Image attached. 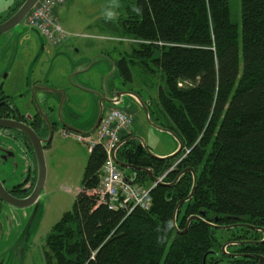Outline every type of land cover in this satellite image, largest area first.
<instances>
[{"label": "trees", "instance_id": "trees-1", "mask_svg": "<svg viewBox=\"0 0 264 264\" xmlns=\"http://www.w3.org/2000/svg\"><path fill=\"white\" fill-rule=\"evenodd\" d=\"M25 2L16 0L4 21ZM241 3V29L231 0H136L126 17L105 22L132 43L114 64L124 87L137 85L128 92L182 150L158 159L133 135L122 137L117 162L132 169L136 185L147 188L166 175L151 191V208L128 214L89 195L106 161L97 145L72 211L45 240L46 264L264 259V0Z\"/></svg>", "mask_w": 264, "mask_h": 264}, {"label": "rangeland", "instance_id": "rangeland-1", "mask_svg": "<svg viewBox=\"0 0 264 264\" xmlns=\"http://www.w3.org/2000/svg\"><path fill=\"white\" fill-rule=\"evenodd\" d=\"M134 1L136 0H73L67 5L58 7L56 14L64 30L65 39H68L67 44L61 47H52L25 21H22L15 29L0 37V87L12 96V101L21 112L27 114L32 107L30 98L32 89L25 91V83L34 64H36L35 70H38L39 63L44 62L47 58V68H49V65H52L51 61L55 60V75L51 79L61 76L59 79L62 81L61 85L63 80L64 85H67L71 78V84L75 86V88H69L71 94L82 85L88 87L86 81L90 78L97 84L102 83L101 76L103 74V82L108 81L109 84L113 83L116 87L112 91L113 96H123L116 106L133 116L134 124L131 132L137 136L140 144L143 147H148L155 158L169 159L179 153L181 149L179 141L171 133L156 128L157 125L151 114H147L134 97L127 96L126 93L137 85L133 86L128 83L126 87H123L124 80L119 77V72L116 73L112 64V61L121 60L122 53L130 51L132 43L126 38L114 36L109 30L110 26L105 22H115L121 16L126 17L127 9L132 6ZM11 4L12 0H0V9L6 10ZM231 17L232 21L241 29V0H231ZM7 44L10 45L9 48ZM42 45H45V51L40 50L39 46ZM6 53L11 56L10 61L8 57L4 58ZM103 54H105V58L100 57ZM36 55L40 57L36 58ZM87 57H90V61L85 60L84 62L88 64L86 77L80 76L77 74L78 62ZM8 61L9 67H6ZM27 68L30 70L29 74H27ZM43 78L44 76L41 77V80ZM95 87L99 88V85ZM142 88L145 89L143 86ZM135 92L144 93L139 88ZM75 94L77 95L79 92H75ZM37 95L38 100L36 99L34 107L42 115L47 114V119L54 120L53 123L57 124L55 130L51 131L50 143L44 149L45 185L35 206L24 210L7 207L3 212H0V264H46L43 254L45 240L62 217L72 211L76 197L82 191V180L90 151L89 145L78 141L77 138L89 137L92 142L96 140L95 135L90 134V129L96 126L98 116L94 115L91 118V115L95 112L100 114L101 99H98L99 103L95 105L94 111L91 102L88 104L84 98L79 97L76 100L77 104L74 106L73 114H81L80 120L76 121L69 113H64V116H69L65 118V123L60 119L61 117L53 114L51 109L47 108L46 110L42 101V98L47 99L46 95L42 96L39 91ZM52 96L54 95L52 94ZM152 97L156 98V94H152ZM145 100L149 102V99ZM80 103L89 105V108L93 109V113L88 112L86 116L84 112L76 110L75 107ZM109 105L105 104L104 107ZM83 122L87 126L83 125ZM6 150L13 154V158L9 160L4 170L8 168L7 183L14 186L27 178L29 160L24 155L23 149L15 147L11 143L6 147ZM127 173L129 170L125 171V174Z\"/></svg>", "mask_w": 264, "mask_h": 264}, {"label": "flooded vegetation", "instance_id": "flooded-vegetation-1", "mask_svg": "<svg viewBox=\"0 0 264 264\" xmlns=\"http://www.w3.org/2000/svg\"><path fill=\"white\" fill-rule=\"evenodd\" d=\"M10 7H9V9H10ZM9 9L5 13L0 15V20H3V22L0 23V26L7 23L8 21H10L18 13L17 12L10 19L4 21L3 18L5 17L7 12L9 11ZM9 32H7V33H9ZM1 36H3V35H1ZM27 41H30V40H27ZM67 41H68V39H66L62 43H64V45H66ZM9 46L7 44L8 48H9ZM10 48H13V47H10ZM39 48H40V50H44V51L46 49L45 45H42L41 47L39 46ZM5 50H6V48H5ZM10 54H12V53L10 52ZM5 57H8V59L10 61L11 56H9L8 53H6V55H4V58ZM35 57L37 58L40 56L36 55ZM35 57L33 58V60L35 59ZM16 60L14 61V63L16 62ZM38 60H39V58H38ZM9 61H8V64L6 67H9ZM115 62L116 61H112V64L116 70V67L114 65ZM14 63L12 62V64H14ZM32 67H33V70H31V72H30L29 68H27V74H29V72H30V75L26 77V83H25V85H26L25 91H31V89H32V91H31L32 96L30 97L31 98V105H32L31 110L27 114H25L24 112H21V110L12 101V96L10 94H7L3 90V88L0 87V122H11V123H15L16 125H20V126L27 128L28 130L32 131L37 136L42 147L45 149V148H47V145H48L47 140L49 139L50 134H52L51 131L53 129L55 130V127H57V124H55V123H53V121H50L49 119H47V114L42 115L38 111V109H36V107H34V106H35L36 99L38 100V95H37L38 91L42 94V96H44L43 94H45L47 97V58L45 59L44 62L39 63L38 70H35L36 64H34ZM116 73H117V71H116ZM42 76H44L43 80H41ZM39 84H44V85H39ZM100 86H102V85H100ZM100 86L97 89L102 90L103 88L102 87L100 88ZM33 87H35V88H33ZM115 89H116V87H114V90ZM117 92H118V89H117ZM50 98L51 97H47V99L42 98V101L44 102V104L46 106V110L48 108L54 112V110H55V108L53 107L54 104L50 100ZM121 98H122L121 96H117L111 100V99L106 98V96L105 97H103V96L98 97V99H101L100 102L103 101L106 103L107 102L113 103L115 105H116V103L121 101ZM109 107L110 106L106 107V109ZM46 113H47V111H46ZM94 115H96V114H92L91 118H93ZM97 116H99V114H97ZM71 117H72V119H75L76 121L80 120V115H76V114L72 113ZM85 124L86 123L84 122L83 125H85ZM0 133H1L0 137H2V140H3V141L0 140V181L3 185V187L5 188V190H7V192H9V194L13 198H15L17 200H27L32 195V193L35 189V185L37 182V173H38L37 172L38 171L37 163H36V154H35V150H34L33 145H32V141L30 140V138L25 133L21 132L19 129H8V128L0 127ZM5 143H7V144H5ZM10 143L15 145V147L17 146V147H20V149H23L24 155H26L28 157V160H29V169H28V173H27V175H28L27 178L24 181H22L21 183H18L17 185H14V186H11L7 183L6 177L8 176V168L6 170H4L5 169L4 167L7 166V164L9 163V160L11 158H13V154H10L6 150V147ZM2 149L4 150L3 152H2ZM4 155H6V156H4ZM35 205L36 204H33L30 207H33ZM7 207H12V206L6 204L5 202H3L0 199V212H3V210ZM30 207H27L24 209H29ZM12 208H15V207H12ZM15 209L24 210V209H19V208H15ZM0 215H1V213H0Z\"/></svg>", "mask_w": 264, "mask_h": 264}, {"label": "built area", "instance_id": "built-area-1", "mask_svg": "<svg viewBox=\"0 0 264 264\" xmlns=\"http://www.w3.org/2000/svg\"><path fill=\"white\" fill-rule=\"evenodd\" d=\"M70 1L41 0L26 19V24L36 29L52 46H57L65 39V33L57 20L55 11L58 6L65 5ZM132 123V117L122 110L111 109L106 112L97 132V140L93 144V146H103L106 161L100 185L89 193V195L97 197L100 204H105L113 210L125 211L128 214L136 209L148 211L152 203L151 190L128 185L114 160L120 136L130 130ZM78 140L86 141L81 137ZM165 177L166 175L159 180V183Z\"/></svg>", "mask_w": 264, "mask_h": 264}, {"label": "crops", "instance_id": "crops-1", "mask_svg": "<svg viewBox=\"0 0 264 264\" xmlns=\"http://www.w3.org/2000/svg\"><path fill=\"white\" fill-rule=\"evenodd\" d=\"M15 1L16 0H12V4ZM9 7L6 10L0 9V15L5 13L9 9ZM100 57L101 58H105V54L101 55ZM85 60H89L90 61V57H87V58L81 60L80 62H78L79 65H78L77 74H79L80 76H85L86 77L85 73L88 70L87 69L88 68V64L84 63ZM51 63H52V65H49V68H47V97H51L50 100L54 104L53 107L55 108V110H54L53 114L58 115L59 117H61V119L65 123H66L65 118H67L69 116H67V115L64 116L63 114L64 113H69L70 116L72 115V113L74 112V106L77 104L76 100L79 99V97L80 98H84L85 102H87L88 104L91 102L93 104V106H94V111H95V105H97L99 103L98 97H102V96L105 97L106 96V98H108V99H111V100L114 99L112 91L114 90L115 86H114L113 83L109 84L108 81H106V83H104L103 82L104 81L103 80L104 79L103 74L101 76L102 83L97 84L93 79L90 78V79H88V81H86L88 87L82 85V86H80L81 88L79 87L75 91L76 93L79 92V94L76 95L75 92L73 94H71L70 89L71 88H75L74 84H71L72 79L71 78L69 79L70 83H68L67 85H64V80H63V84L61 85L62 81H59V79H61V76L60 77H54V79H51L53 77V75H55L54 68L56 66L54 67V63H56V61L55 60L51 61ZM71 68H72V66H71ZM71 71H72V69H71ZM60 74H61V72H60ZM63 75L66 77L65 74H63ZM52 80H54V81H52ZM107 84H108V86H107ZM116 84H118V83L116 82ZM39 85H44V84H39ZM89 85H93V87H91V86L89 87ZM98 85L99 86L102 85V86H100V88L102 87L103 89L102 90L101 89H97V87H95V86H98ZM52 94L54 96H52ZM127 96H129V95H127ZM130 96L132 98L134 97L132 95H130ZM121 97H123V96H121ZM135 99L137 100V98H135ZM82 103H80V105L78 104L75 107L76 110H78L79 112H84V114L86 116L88 115V112H90L92 114L93 113V109H90L89 105H87V104L86 105H84V104L81 105ZM100 103H101V105L110 104L108 102L106 103V102H103V101L100 102ZM65 107H66V109H64ZM58 109H59V113H58ZM95 114H96L95 116H97V112H95ZM79 115H81V114H79ZM86 126H87V124H86Z\"/></svg>", "mask_w": 264, "mask_h": 264}, {"label": "water", "instance_id": "water-1", "mask_svg": "<svg viewBox=\"0 0 264 264\" xmlns=\"http://www.w3.org/2000/svg\"><path fill=\"white\" fill-rule=\"evenodd\" d=\"M39 1L40 0H27L25 2V4L22 6V8L18 11V13L10 21H8L7 23L0 26V36L6 34L7 32L13 30L15 27L20 25L22 23V21L25 19V17L36 7V5L39 3ZM139 103L141 106H143L145 112L147 114H149L150 112H149L147 106L144 105L143 102H141V101ZM102 116H103V111L101 110L100 115H99L98 120H97V123H96V126L90 132L91 135L99 127L100 122L102 120ZM0 127L8 128V129H19L21 132L25 133L30 138V140L32 141L33 148L35 150L36 160H37V165H38V180H37V183H36V186H35V189H34L32 195L27 200H17L15 198H13L9 194V192H7V190H5V188L3 187V185L0 181V199L12 207L24 209V208L30 207L33 204H36L38 202L40 195L43 191L44 185H45L46 167H45V158H44V148L42 147L37 136L32 131L28 130L27 128H25L23 126L16 125L15 123H11V122H0ZM156 128L163 130V131H167V130L162 129L159 126H156ZM51 138H52V134H50V137L47 140V144L50 143ZM145 148H147V147H145ZM181 150H182V147H181L180 151ZM180 151H179V153H180ZM124 168L131 169L130 167H127V166ZM148 173H149V176L152 177V172H148ZM194 179H195V183H196L195 175H194ZM133 182H134V180L129 181L130 184H132ZM194 190H195V188L193 189V192H192L191 197L189 199H191L193 197ZM197 219L198 218L191 219L189 221V224L192 221L197 220ZM225 249L226 248L223 249V253H225ZM204 264H206V257L204 259ZM260 264H264V259H262Z\"/></svg>", "mask_w": 264, "mask_h": 264}, {"label": "clouds", "instance_id": "clouds-1", "mask_svg": "<svg viewBox=\"0 0 264 264\" xmlns=\"http://www.w3.org/2000/svg\"><path fill=\"white\" fill-rule=\"evenodd\" d=\"M109 15H111V13H109ZM168 227H169V229H170V228L172 227V224L169 223Z\"/></svg>", "mask_w": 264, "mask_h": 264}, {"label": "bare ground", "instance_id": "bare-ground-1", "mask_svg": "<svg viewBox=\"0 0 264 264\" xmlns=\"http://www.w3.org/2000/svg\"><path fill=\"white\" fill-rule=\"evenodd\" d=\"M186 232H187V230H186ZM186 232H185V233H186Z\"/></svg>", "mask_w": 264, "mask_h": 264}]
</instances>
